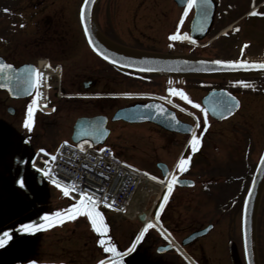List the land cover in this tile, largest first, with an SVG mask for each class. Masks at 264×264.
<instances>
[{"label":"flooded vegetation","instance_id":"af4514ba","mask_svg":"<svg viewBox=\"0 0 264 264\" xmlns=\"http://www.w3.org/2000/svg\"><path fill=\"white\" fill-rule=\"evenodd\" d=\"M213 1L215 6L209 29L214 18L222 16L217 9L220 0ZM261 1L263 0L251 7H255ZM81 2L82 0H0V63L12 65L11 69L0 70V84L6 85L0 87V139H3L4 134L15 135L12 140L0 141L3 143L0 145V235L4 232L9 233V237L5 238L6 243L0 245V250L6 252L3 254L0 251V264H29L43 261L61 264H98L100 260L110 261L109 255L98 245L100 258L97 260L91 258L90 247L86 243L80 247L71 240L64 251H59V247L56 246L59 236L53 227L61 224L51 216V223L41 220L45 213L54 212V208L46 206L50 197L49 184L42 181V184L38 185L30 167L32 153L37 146V142L31 140L32 135L36 128L40 130L44 127L42 118L47 113V107H51L50 113H53L61 104L70 100L75 101L80 97H95L102 100L120 97L98 90V81L117 82V77L147 81L152 77L117 69L94 55L86 44L79 24L78 12ZM73 7H76L75 11L71 9ZM96 8L93 20L97 33L119 47L134 50L107 38V31L103 30L95 17ZM192 14L191 6L189 18ZM184 33H188V29ZM95 58L107 68L98 79L94 77ZM76 59L80 61V65H73ZM40 63L48 74L45 77L43 92L39 86L41 96L33 106L32 128L28 129L24 126V120L28 105L36 96L37 89L28 87L24 80L29 66L40 72L39 68L42 65ZM110 70H113L116 77H110ZM170 78L182 79L179 81L182 83L185 77ZM215 80L205 93L214 87H224L235 95L239 100V107L233 115L222 121L234 118L238 121L237 125L226 129L217 128L214 132L216 141L211 144L210 149L216 158L215 164L211 166L206 158L208 155L206 151L210 149L201 143L203 137L207 135L205 131L208 126L202 128L197 126L194 129L199 144L197 150L193 152L188 143L192 133L187 135L169 132L156 125L167 134L165 136L167 142L178 143L182 140L181 137L184 139L182 150L189 148L187 158L189 163L181 172L176 167L179 160L176 157L172 163L166 160L158 162L164 164L167 182L162 192L152 201L151 215L155 222L152 226L150 245L147 248L141 246L137 250L136 260L146 258L150 250V264H245L241 240V205L264 146V130L248 124V119L256 115V107L245 106L240 94L233 91L227 83L231 82L232 87L251 85L255 88L252 90L255 92L254 95L263 93L264 96V84L256 86L264 82V75L245 80ZM15 81L18 82L17 85ZM237 81L245 83L240 84ZM178 87L181 90L187 89L182 84L171 88ZM42 93L45 97L43 109L40 106ZM202 96L199 102L203 114L214 122H222L216 121L208 114L201 104ZM137 102L142 101L127 98L117 108ZM194 105L192 104L193 107ZM115 122L126 123L121 120ZM209 166L214 168L210 169ZM163 169L158 166L156 168L154 176L158 182H163ZM173 175L176 180L173 181V188L169 192L168 200L165 201L163 194L168 191L167 184ZM181 179L191 180L192 183L181 185L179 183ZM60 196L64 197L62 194ZM212 198H215V202ZM193 203H200L201 207H193ZM28 223L41 224L42 227L28 233L19 230L21 224ZM206 228L207 231L203 235L185 242L186 237L193 231ZM47 230L49 232L46 233ZM263 231L264 179L254 214V250L257 264H264V251L261 252L260 248ZM82 256L89 259L82 263L79 261ZM126 259L127 257L123 259V264H127Z\"/></svg>","mask_w":264,"mask_h":264},{"label":"rangeland","instance_id":"374dc122","mask_svg":"<svg viewBox=\"0 0 264 264\" xmlns=\"http://www.w3.org/2000/svg\"><path fill=\"white\" fill-rule=\"evenodd\" d=\"M258 1L260 0H220L217 9L222 16L214 18L212 27L203 40H207L212 36L214 38L219 31L223 30L226 24L232 23L225 31L232 29L226 33L225 31L220 33L219 37L211 40V42H206V45L203 47L201 46L203 44L201 41L198 45H185L181 40H170V35L177 32L178 27L181 35L183 32H186L190 21L187 14L181 23V14L184 11V7L177 6L173 0H99L95 17L103 30L107 31V38L119 45L133 48L134 50L160 54L191 53L220 59L260 58L264 57V0L251 8ZM71 9L75 11L76 7ZM112 25L113 27L111 28ZM74 64L80 65V61L76 59ZM94 66V77L98 79L102 77V72L107 68H104V65L97 58H95ZM110 75L112 78L116 77L113 70H110ZM117 78L118 81L112 83L98 81L97 89L118 96L124 93L132 94L142 91H153L163 94L166 87H177L182 84L187 88L185 89L186 91L182 90L193 101V104H200V97L205 93L208 86L212 84V81H216L215 79L196 77H185L182 83L179 82L182 79L158 76H152L147 81H136L129 77ZM262 84L264 82L256 86ZM252 87L251 85H244L242 87L231 86V89L240 94V97L245 102V106L256 107V115L254 118L248 119V124H251L256 129L264 130V96L263 93H260L261 95H254L255 92L252 90L255 88ZM103 99L105 100L95 97H80L75 101L70 100L67 103L61 104L56 112H47L42 118L44 119V127L40 130L36 128L35 133L32 135L31 140L37 142L35 150L37 151L41 148L47 152H55L61 141L69 140L72 125L78 116L103 114L110 117L117 106L122 105L124 99L127 98L120 96ZM181 104L193 113L199 128L208 126L207 131H205L207 135L203 137L201 143L202 146L205 145L209 149L211 144H214L216 141V134L214 132L217 128L223 127L222 129H226L237 125L238 121L234 118L222 122H214L203 114L204 112L201 108L193 107L187 101L181 102ZM184 119L190 121L186 117ZM205 119L207 120V124L204 123ZM108 128L110 129V135L106 140V144H109L112 150L125 163L148 173L150 176L156 174L159 161L166 160L172 163L180 152L185 159L189 157V148L185 149V151L182 150L184 147L182 146L184 141L182 137L180 138L182 140L178 141V143L167 142L165 137L167 134L152 123L109 121ZM225 132L227 131L225 130ZM14 136L4 134L3 139H0V141L7 142L8 139L12 140ZM206 152L208 154L206 157L207 162L210 163V166L214 165L215 153L211 149ZM197 167L198 165L196 164L195 168L197 169ZM213 168L210 167V169ZM140 186L133 199H136L137 195L142 191ZM49 190V203L46 206L54 208V212L65 210L73 204L60 196V191L56 186L49 185ZM212 200L214 201L215 198H212ZM151 201L152 198L148 197L142 210H150ZM182 206L185 209L187 208L185 205ZM192 206L201 207L200 203H193ZM100 212L103 214L104 221L108 225V230L103 235L92 229L91 222L83 213L77 215L74 219L65 218L66 214L62 216V222L59 223L61 225L56 226V228L53 227L59 236L56 244L59 247V251H64L70 245L71 240L78 243L80 247L83 243H86L90 247L91 258L97 260L100 258L97 242L103 236L104 238H112L118 244L119 249L123 250H126L136 241L135 245H137L134 247L132 254L127 257L126 263L150 264V250L144 259L136 260L135 256L141 246H144V248L149 247L153 232L152 226L144 230V235L137 241V236L140 235L143 229L140 230L142 225L138 221L136 214L131 216V214L122 215L116 212ZM55 237H52V239L55 240ZM260 240L262 252L264 251V231ZM0 251L3 254L6 253L2 249ZM87 259L89 258L82 256L79 258V261L84 263ZM43 263H48V261H43Z\"/></svg>","mask_w":264,"mask_h":264},{"label":"water","instance_id":"95a60500","mask_svg":"<svg viewBox=\"0 0 264 264\" xmlns=\"http://www.w3.org/2000/svg\"><path fill=\"white\" fill-rule=\"evenodd\" d=\"M177 6L182 7L187 3V0H173ZM98 0H88L83 13L81 15L82 5L85 0H82L79 7L78 18L82 30L83 37L90 50L101 60L111 66L123 70L141 74L162 75V76H190V77H234L246 75H261L264 74V69L259 68L260 63H264L262 58H243L229 59L232 61L246 62L249 67H228L224 65H215L211 63L214 60H226L213 57L197 56L190 54H160L129 50L119 47L110 41L100 36L94 27V10ZM193 16L189 23V38L193 41L202 40L212 21V14L215 3L213 0H208L204 3L203 0H195L193 3ZM85 27L89 32L85 33ZM92 40L93 43H89ZM107 56L108 59H105ZM116 61V63H113ZM17 85L18 82L15 81ZM229 94L234 98V102L239 100L223 87H214L209 89L201 98V104L208 114L217 121H221L233 115L237 107H233L231 113L225 111L220 105L221 101L228 100ZM148 105V107H145ZM152 105H161L164 109L163 113L157 112ZM171 113V115H168ZM174 117V119H173ZM107 116L96 114L92 116L78 117L73 126L70 139L78 144L97 145L102 144L108 137L110 129L106 127ZM122 120L127 123L152 122L162 129L170 132L190 134L193 131V126L187 122L179 120L175 113L166 108L163 104L156 101L145 103H134L128 106L116 109L111 116V121ZM191 129L192 131H189ZM264 146L256 163L254 173L248 188L244 194L241 205V240L245 264H257L254 250V214L259 191L264 179ZM158 167H164L163 163H158ZM34 171V178L38 185L42 184V173L39 170ZM167 171L163 169L162 176L166 177ZM181 185H189L191 180L181 179ZM191 181V183H189ZM137 218L141 223H149L147 211H142L137 214ZM150 218L153 219L152 215ZM206 229L193 231L185 242L190 241L198 236L203 235Z\"/></svg>","mask_w":264,"mask_h":264},{"label":"built area","instance_id":"2783aa9c","mask_svg":"<svg viewBox=\"0 0 264 264\" xmlns=\"http://www.w3.org/2000/svg\"><path fill=\"white\" fill-rule=\"evenodd\" d=\"M138 96L160 100L176 111H183L170 95L144 93ZM54 157L40 155L37 158V165L47 180H56L63 188L74 186L76 190L69 191L71 197H79L82 191L98 198L97 204L113 210H122L127 205L140 182L152 183L141 172L116 159L107 147H77L63 143Z\"/></svg>","mask_w":264,"mask_h":264},{"label":"snow or ice","instance_id":"6c2138e0","mask_svg":"<svg viewBox=\"0 0 264 264\" xmlns=\"http://www.w3.org/2000/svg\"><path fill=\"white\" fill-rule=\"evenodd\" d=\"M88 0H85V4L82 5L81 8V15H82V19H83V13L85 10V6L87 4ZM195 2V0H187V4L184 7V11L181 14V23L183 22L184 17L188 14L189 8L193 5V3ZM204 3H207L208 0H203ZM5 11H7V9H5ZM23 26V25H22ZM89 32V29L87 27H85V33L87 34ZM170 40L172 41H176V40H182L185 38H188V34L184 33L183 35H181L179 33V27L177 32L172 33L170 35ZM89 43H93L92 40H89ZM105 59H108L107 56H104ZM113 63H116V61H113ZM211 63L215 64V65H224V66H228V67H242V68H246L249 67V65L246 62H241V61H232V60H214ZM254 66H258L259 68L264 69V63H260L258 65H254ZM12 65L11 64H5V63H0V70L3 69H11ZM42 78H43V73L39 72L38 70H36L33 67L29 66V70H28V74L26 79L24 80V82L27 84L28 87L30 88H36L37 92H36V96L33 97L31 103L28 105L27 108V116L24 120V126L28 129L32 128V117H33V106L37 104V99L41 96L39 89V85L42 83ZM19 79V77H18ZM237 83L240 84H244L245 82L243 81H237ZM6 85L4 84H0V87H5ZM245 86H248L247 84H245ZM168 92L172 95H178L180 96L183 100H186L189 104H193V101L191 99H189L188 95L180 89H174V88H169ZM124 95H128V93H124ZM220 105L223 106L224 110L229 112V114L231 113V110L233 107H239V102L235 101L234 102V98L231 97V95L229 94V99L228 100H224L220 102ZM196 108H201L200 104H195L194 105ZM145 107H148V105H145ZM152 107L160 113L164 112V109L161 105H152ZM168 115H171V113H169ZM174 119V117H173ZM205 124H207V120L205 119L204 121ZM199 126V125H197ZM189 131H192L191 129H189ZM189 145H191L192 147V151L195 152L197 150V146L199 144V138L196 134V132H192V137L191 139L188 141ZM41 152H44V149H40ZM101 151H103V149H101ZM53 159H55V157H53ZM262 160H264V156L261 157ZM189 163L188 159H185L184 156H181V158L177 161L176 167L182 172L185 170V166ZM43 171V170H42ZM45 175H51L50 172H45ZM152 179L156 180L157 177L153 176ZM176 180L175 175H173L172 180L168 181L167 184V189L168 191L165 192L163 194V199L165 201L168 200L169 198V192H171L172 188H173V181ZM180 183H183V181H179ZM18 183H22V181H18ZM53 183H57L56 180H53ZM189 183H191V181H189ZM57 186L59 187L60 185L57 184ZM75 191V187L72 186L71 189L68 187H65L63 189L64 194L68 195L69 191ZM79 200L70 205L67 209L65 210H60V211H56L53 212L51 214L49 213H45L43 217H41V220H45L48 221L49 223H51L50 220V216L52 218L56 219L57 223H61L62 222V216H65V218L67 219H74L77 215H80L81 213L85 214L88 218V220L91 222V227L92 229L97 232V233H101L102 235L104 233L107 232L108 230V225L105 223L104 221V216L103 214L99 211V209L97 208V201L98 198H93V196H91L90 194L84 193V192H80L79 193ZM161 208H163V204H161ZM157 217L159 216V212L156 213ZM151 223H147L144 226V230L148 229L149 227H151ZM42 227L41 224H36V223H28V224H21L19 226V230L22 232H34L36 231L38 228ZM144 230L141 231L140 235L137 236V241L141 238V236L144 235ZM9 237V233L8 232H4L2 235H0V245L6 243V239ZM98 243H100L101 245L105 244V240L102 238L98 241ZM109 243V247H105V251L106 252H112L113 254L119 255V253H117V249L116 246L111 244V241H108ZM136 241L133 242V245H135ZM133 249L129 248L127 251L131 252ZM31 264H35V262H31ZM98 264H111L110 261L108 260H100L98 262ZM116 264H120L119 261L116 262Z\"/></svg>","mask_w":264,"mask_h":264},{"label":"bare ground","instance_id":"6f19581e","mask_svg":"<svg viewBox=\"0 0 264 264\" xmlns=\"http://www.w3.org/2000/svg\"><path fill=\"white\" fill-rule=\"evenodd\" d=\"M227 28H224L222 31H225ZM42 64V63H40ZM40 72L43 73V78H42V83L39 85L40 88L42 90H44V84H45V77L48 74L47 70L44 69L43 64L40 65L39 68ZM150 188H143L142 191H140V194H138L136 199H133L131 202V205L129 204V208H128V214H131V216H133L134 214L142 211V209L144 208L147 196L150 194V190L152 189L151 186H148Z\"/></svg>","mask_w":264,"mask_h":264},{"label":"trees","instance_id":"16d2710c","mask_svg":"<svg viewBox=\"0 0 264 264\" xmlns=\"http://www.w3.org/2000/svg\"><path fill=\"white\" fill-rule=\"evenodd\" d=\"M245 78H247V77H245V76H240V77H230V78H220V79H222V80H242V79H245Z\"/></svg>","mask_w":264,"mask_h":264}]
</instances>
